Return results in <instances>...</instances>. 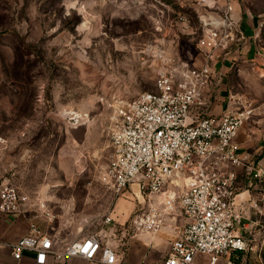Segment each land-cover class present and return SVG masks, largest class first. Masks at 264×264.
Returning <instances> with one entry per match:
<instances>
[{"label":"rangeland","instance_id":"1","mask_svg":"<svg viewBox=\"0 0 264 264\" xmlns=\"http://www.w3.org/2000/svg\"><path fill=\"white\" fill-rule=\"evenodd\" d=\"M210 28L224 46L211 64L229 63L252 123L264 114V0H0V186L30 199L22 217L63 248L136 234L130 219L150 200L105 181L117 112L155 92L159 55L205 65L199 41ZM260 223L247 264H264Z\"/></svg>","mask_w":264,"mask_h":264},{"label":"built area","instance_id":"2","mask_svg":"<svg viewBox=\"0 0 264 264\" xmlns=\"http://www.w3.org/2000/svg\"><path fill=\"white\" fill-rule=\"evenodd\" d=\"M222 42L217 30H207L199 47L207 52L208 62L200 68L159 55L155 92L139 94L117 112L105 181L118 196L135 185L150 200L134 212L129 227L135 233H156L173 211L188 220L168 255L156 264H196L199 256L217 264L220 257L249 250V242L237 233L243 214L235 206L239 186L233 167L243 164L236 138L255 110L239 99L233 111L221 116L208 113L205 93L214 77L211 62L220 59L216 51L224 48ZM261 176L259 171L254 178ZM168 187L171 196L159 207L154 201ZM253 208L264 215V195ZM31 211L27 196L9 183L0 186V215L17 218ZM111 222L108 217L106 223ZM7 246L16 261L26 252L34 253L35 264H46L50 256L57 261L79 257L99 264H124L98 236L58 251L52 236L35 222L26 236Z\"/></svg>","mask_w":264,"mask_h":264},{"label":"crops","instance_id":"3","mask_svg":"<svg viewBox=\"0 0 264 264\" xmlns=\"http://www.w3.org/2000/svg\"><path fill=\"white\" fill-rule=\"evenodd\" d=\"M226 61V60H224ZM232 71L229 63L218 65L214 68V77L206 89L208 99V113L212 116H221L232 110V99H239L232 90ZM264 74V68H262ZM255 112V111H254ZM255 116V115H254ZM254 123V124H252ZM252 123H246L236 138L239 157L243 160L241 166L233 167L237 174L239 193L235 199L236 209L243 214V220L237 228V233L251 242V234L261 227L264 215H259L253 208L264 195V114L256 117ZM249 169L253 173H249ZM261 178H254L259 172ZM135 186V185H134ZM133 186V187H134ZM171 196L170 187L166 188L160 197L155 199V204L161 207L164 200ZM128 217V218H127ZM126 220L129 219L127 215ZM188 220L180 211L168 213L164 227L156 233H136L131 235L129 228L125 227L122 233L113 231L103 245H107L116 251L124 264H156L166 257L171 245L176 241ZM30 220L26 217H6L0 215V264H35V254L26 252L21 261H16L8 244L17 242L29 233ZM128 232V233H127ZM129 235V237H128ZM55 249H63L54 240ZM205 259V260H204ZM209 257L199 256L196 264H209ZM247 253H232L220 257L217 264H247ZM250 262V261H249ZM46 264H99L79 257L69 258L65 261H57L50 256ZM250 264H253L252 261Z\"/></svg>","mask_w":264,"mask_h":264}]
</instances>
